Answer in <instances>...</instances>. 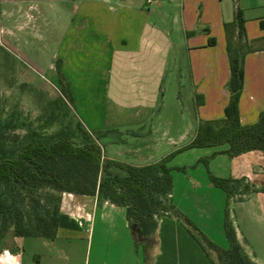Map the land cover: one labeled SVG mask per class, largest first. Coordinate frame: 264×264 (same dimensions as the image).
<instances>
[{
  "label": "crops",
  "instance_id": "0c3cea01",
  "mask_svg": "<svg viewBox=\"0 0 264 264\" xmlns=\"http://www.w3.org/2000/svg\"><path fill=\"white\" fill-rule=\"evenodd\" d=\"M239 10L245 19V40L254 47L244 58L240 119L243 124L254 123L264 111V0H0V87L4 91L0 110L18 133L49 137L70 121H79L92 132H107L109 143L127 144L126 151L115 149L116 156L107 155L102 144L106 158L138 165L155 162L190 143L201 120L226 116L231 76L226 24L236 41ZM14 51L37 66L43 78H59L61 66L79 103V118L72 117L63 97H56L50 87L38 86L36 74L14 57ZM166 78H192L191 110L185 108L180 93L171 113L164 118L158 113ZM196 94L203 99L198 106ZM110 106L123 116L130 114L131 125L122 130L105 127ZM112 131L127 132V137L109 139ZM198 147L207 150L197 160L209 158L213 175L245 178L251 188L246 191L241 186L228 197L209 174L200 172L191 175L192 186L201 189L195 199L198 213L175 182L173 203L223 248L228 247V209L246 252L256 264H264V152L230 155L228 143ZM98 215L104 223L122 228L123 234L99 235L96 240L94 234L83 235ZM129 227L124 206L97 194L65 192L57 234L17 236L15 245L20 249L0 246V264H26L22 243L28 237H35L33 245L48 247L54 257L66 248L76 256L78 248L73 244L86 239L82 264H214L212 258L216 260V253L209 256L173 215L160 217L155 244L147 251L132 232L126 233ZM68 242L70 248L62 247ZM44 263L62 261L45 260L36 252L28 262Z\"/></svg>",
  "mask_w": 264,
  "mask_h": 264
},
{
  "label": "trees",
  "instance_id": "16d2710c",
  "mask_svg": "<svg viewBox=\"0 0 264 264\" xmlns=\"http://www.w3.org/2000/svg\"><path fill=\"white\" fill-rule=\"evenodd\" d=\"M244 22L239 10L235 18L238 26L236 41L229 24H226L231 65L226 116L201 120L195 137L183 149L228 143L230 155L255 149L264 152V111L254 123L243 124L240 119L244 58L254 49L245 40ZM62 81L65 86L63 93L72 101L69 84L63 75ZM199 97L202 95L196 94V106L203 103ZM71 124L70 121L65 129L49 137L37 133L21 134L12 130V121L0 110V185L6 190L17 191L23 200H27V204L21 206L0 198V240L10 233L13 239L15 236L54 237L60 223L63 193L97 194L100 199L126 208L136 243L144 249L153 242L160 217L173 215L182 221L209 256L211 252L216 253L217 260L212 258L214 264H256L239 241L228 209L225 218L228 247L223 248L173 203L174 180L168 163L174 152L144 165L106 158L102 143L94 139L92 131L79 121L75 128ZM209 176L214 185L226 191L228 197L241 186L246 191L251 188L245 178H221L212 173ZM40 189H48V192L45 200L38 199L37 206L33 201L36 200L35 192Z\"/></svg>",
  "mask_w": 264,
  "mask_h": 264
},
{
  "label": "rangeland",
  "instance_id": "374dc122",
  "mask_svg": "<svg viewBox=\"0 0 264 264\" xmlns=\"http://www.w3.org/2000/svg\"><path fill=\"white\" fill-rule=\"evenodd\" d=\"M14 57L17 58L18 60H20V62H24L26 63L31 69L32 72L36 74V81L38 86L42 85L43 87H50L51 90H53L54 94L56 95V97H63L66 102L68 103V105L71 107L70 108V112L72 114V117L75 118H79V109H78V104L76 102L74 93L72 91L71 85L69 83L68 78H65V80L68 82L69 87H70V91H71V96L73 98L72 101H69L66 96L63 93V90L65 88L64 83L62 81V72L61 71V66H60V70H59V78H43L41 77V75L39 74V72L37 71V66H30L32 65L30 62H28V60L26 58H24L25 56H23V54L20 51H14ZM35 71V72H34ZM164 87H165V92L163 94V100L160 101V104L158 105V113L161 114L162 118H164L165 116H167L169 113H171V108L174 107V105L176 104V96L182 95V99H183V104L184 106H186L185 108L191 110L193 108V95H194V85H193V80L192 78H166L165 82H164ZM0 105L1 108L3 110L4 108V91L3 89L0 87ZM108 114V115H107ZM131 118L130 114H125L124 116L122 114H119L116 109L112 106H110V108L108 109V112H106L105 115V127H109L111 128H119V130H122L125 127H129V125H131V123L128 122V119ZM161 119V118H160ZM189 122L191 125V116L189 117ZM76 122H72V127L75 128L76 127ZM107 133V132H106ZM106 133L104 134L102 131H94L92 132V135L94 137V139L100 141L102 144H104L105 146V150L107 155H118L116 154L115 149H119V150H124L126 151V146L127 144L125 143H121V144H113V143H109L106 139ZM174 135L177 134V131H173L172 132ZM127 132L121 133V132H116V131H112L111 132V136L108 134L107 136L109 137V139L111 137L116 138L118 135H126ZM127 137V135H126ZM129 141V138L127 139ZM131 142V141H129ZM126 142V143H129ZM182 144H179L178 146H180ZM181 148L184 147V145L180 146ZM205 150H207L206 148L203 147H190V148H185L180 151H175L174 155L172 156L171 160L169 161L168 165L172 168V175H173V179L175 182V188L177 189V191L181 192V193H185L187 195H185L191 203L192 209L196 211V197L199 195V193L201 192V189L196 190L194 187V185L192 186V176L196 173H200L202 172L203 174L207 175L212 173V167H210L209 165V158H200L197 160V157L200 155H203L204 152H206ZM200 164V165H199ZM199 165V167H197ZM214 186V185H213ZM218 190L222 191L221 188L216 187ZM48 192V189H40L38 191L35 192V196H36V200L33 201V204H36L37 206H39L38 204V199L40 198H44V200L46 199V193ZM65 193V192H64ZM63 193V194H64ZM63 197V195H62ZM0 198L4 199L5 201L7 200V202H15V203H19L21 206H24L25 204H27V200H23V196L18 193L17 191H13V190H6V188L2 185H0ZM187 199V201H188ZM62 202V200H61ZM189 202V201H188ZM24 203V204H23ZM50 206H53V202H50ZM189 206V205H188ZM29 209V207H26ZM32 209V207H31ZM60 211H61V205H60ZM35 212V211H33ZM196 213H198L196 211ZM188 217L189 215L187 213H185ZM190 218V217H189ZM120 219V218H118ZM109 221H107L106 223H104L103 220H101L100 215H98L96 222L92 223L89 226L88 231H84L82 234H89L90 236H92L94 234L95 236V240L96 237L99 235H115L116 233L119 232V234H123L122 233V228L120 227H112L110 224H108ZM95 224V225H94ZM121 231V233H120ZM132 232L131 227L128 228V231H126L127 234H130ZM133 233V232H132ZM7 237H3L0 240V246L1 249H5L7 248L6 244H7ZM17 236L14 237V244H13V249L14 251H16L17 249H20V247H16L15 243V238ZM33 238V239H32ZM35 237H28L25 242L22 243V250L25 253V262L26 264H28V262H30L32 260V257L34 256V253H40L42 256H44V259L48 261L51 260L52 258H55L58 260L62 261V264H82V251L85 250L86 247V239H81L79 241V243L77 244H73L74 246H76L77 249V255L74 256L72 254H69V249L66 248V252L65 251H60L58 252V254H56V257L53 256V253L50 252V250L48 249V247L40 244L37 247H35L33 244L34 242L32 240ZM94 240V248L93 251H95V247H96V241ZM155 238L153 240V242L151 244H148V246L144 249V250H149V248L153 247V245L155 244ZM59 245V244H58ZM71 242H68L67 244H62V247H71ZM15 247V248H14ZM57 252V251H56ZM68 253V254H67ZM69 257H71V260H67ZM61 258V259H59ZM67 258V259H66ZM217 260V257H216ZM47 262V261H46ZM46 264V263H44Z\"/></svg>",
  "mask_w": 264,
  "mask_h": 264
},
{
  "label": "water",
  "instance_id": "95a60500",
  "mask_svg": "<svg viewBox=\"0 0 264 264\" xmlns=\"http://www.w3.org/2000/svg\"><path fill=\"white\" fill-rule=\"evenodd\" d=\"M14 239L12 238V234L10 233L7 237V247L13 248Z\"/></svg>",
  "mask_w": 264,
  "mask_h": 264
},
{
  "label": "built area",
  "instance_id": "2783aa9c",
  "mask_svg": "<svg viewBox=\"0 0 264 264\" xmlns=\"http://www.w3.org/2000/svg\"><path fill=\"white\" fill-rule=\"evenodd\" d=\"M148 1H151V0H148Z\"/></svg>",
  "mask_w": 264,
  "mask_h": 264
}]
</instances>
